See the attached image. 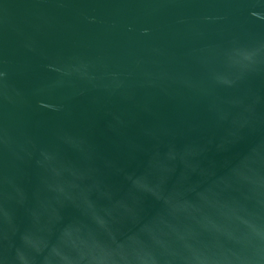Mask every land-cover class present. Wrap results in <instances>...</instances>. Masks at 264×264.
Returning a JSON list of instances; mask_svg holds the SVG:
<instances>
[{"label":"water","instance_id":"1","mask_svg":"<svg viewBox=\"0 0 264 264\" xmlns=\"http://www.w3.org/2000/svg\"><path fill=\"white\" fill-rule=\"evenodd\" d=\"M0 264H264V0H0Z\"/></svg>","mask_w":264,"mask_h":264}]
</instances>
